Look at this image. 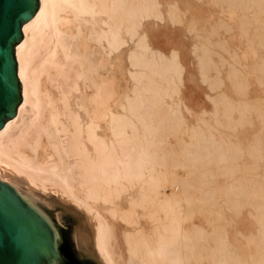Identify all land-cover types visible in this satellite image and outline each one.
<instances>
[{
  "label": "bare ground",
  "instance_id": "bare-ground-1",
  "mask_svg": "<svg viewBox=\"0 0 264 264\" xmlns=\"http://www.w3.org/2000/svg\"><path fill=\"white\" fill-rule=\"evenodd\" d=\"M218 1L255 8L242 15L241 26L261 24L254 31H261L264 45V0ZM162 6L160 0H37L14 45L20 101L0 128V181L50 224L57 252L60 232L38 198L72 211L75 243L97 264H264V187L240 173L248 168L240 163V136L216 127H231L232 109L259 110L260 102L264 119V95L247 98L235 68L226 79L240 97L206 92L212 110L194 111L183 92L185 65L178 48L164 51L150 43L149 23L176 26L182 20L176 0L166 4L165 13ZM215 46L227 51L223 42L207 37L191 51L211 90L223 84L207 74L217 68L210 60ZM124 50L130 84L106 114L102 107L117 93ZM260 60L264 68V55ZM107 72L113 86L104 80ZM263 132L255 133L256 141ZM247 152L261 167L264 152L251 142ZM217 175L225 181L218 183ZM258 175L264 178V170ZM246 205L254 207L247 212L258 227L237 228L236 234L259 236L254 253L236 245L224 225L188 223L197 213L209 223L225 220L222 206L239 211Z\"/></svg>",
  "mask_w": 264,
  "mask_h": 264
},
{
  "label": "rangeland",
  "instance_id": "rangeland-1",
  "mask_svg": "<svg viewBox=\"0 0 264 264\" xmlns=\"http://www.w3.org/2000/svg\"><path fill=\"white\" fill-rule=\"evenodd\" d=\"M163 3L162 11L165 13L166 4L174 0H160ZM177 4L182 11V20L176 26H171L167 21L164 24L148 25L150 43L155 47H159L164 51H167L170 47L175 46L178 48L181 61L185 65L184 73V89L185 96L189 99V104L194 111H199L201 108L212 110L213 105L209 103L205 98V93L215 95L216 92L223 90L230 98L236 99L240 97L236 91L234 83H231L226 79V74L233 69H239L237 78L235 79L242 87L245 88L246 97L253 99L256 96L264 95V68L261 66V56L264 55V45L261 44L258 33L254 31V26L258 27L261 24L256 23L249 27L243 28L241 26V17L243 14H249L256 11L255 8L250 10L237 7L236 5L227 4L224 1L218 0H176ZM256 7V6H255ZM261 17L264 15L259 13ZM194 22L193 28L189 27L190 22ZM209 38L215 43L223 42L224 49L215 46V53H211L210 60L217 65L211 67L208 70V77L215 79L220 77L223 79V84L220 87L214 85V89L211 90L210 81L203 82L201 80L200 69L197 64V57L191 52L195 43L202 41V38ZM236 51V52H235ZM126 51L120 53V74L117 82V93L109 98L103 105L102 111L108 113L110 110H115L117 103L120 100L122 92L127 86H129V79L127 76V70L129 65L125 58ZM255 64H252L254 63ZM244 68H243V67ZM217 70L220 72L217 74ZM218 75V76H217ZM104 80L108 86L114 85L115 79H113L109 72L105 74ZM114 80V81H113ZM112 83V84H111ZM110 84V85H109ZM241 92V91H240ZM258 109L263 108V103L257 104ZM219 119L225 123L226 116L223 114V107L220 106ZM259 110H248L243 113L237 109H232L229 113L228 119L232 122L231 127L216 126L217 129L222 132L234 134L240 136V139L244 146L243 155L240 159V163H247V169L242 168L240 173L245 176H250L259 181V184L264 187V178L258 175L259 171L264 170V155L262 159H258V163L261 167H257L255 158L247 152L249 142L254 148H258L264 152V132L258 134L259 138L263 137V140L256 141L255 133L259 130H264V119L260 116ZM183 114L187 118L188 122H194L195 119L183 109ZM210 122L211 119L206 116ZM252 122V124H251ZM261 136V137H260ZM185 139H188L187 135H183ZM174 141V138H170ZM178 173L183 174V170H178ZM216 181L222 183L225 181V176L217 175ZM220 188V187H219ZM166 192H169L166 189ZM37 198V197H36ZM222 200V199H221ZM123 205H126V200L123 199ZM36 204L50 217L51 221L56 225V228L60 232V241L58 243V260L56 264H97L96 259L91 254H87L78 249L75 240L73 238L74 228L77 225V220L74 217L72 211H62L59 205L51 206L46 204L44 200L36 199ZM224 210L225 220H215L214 222H207L205 218L200 214H194L191 223L202 224L206 229H211L212 225H224L230 234L235 236L236 245L242 247L248 253H254L259 244V236L253 238H243L236 234V229L240 228L243 231L255 230L258 227L254 218L250 216L247 210L255 211L251 205L241 207L239 211H234L233 208H227L222 206ZM139 215H144L142 209L138 210ZM249 214V215H248ZM144 222L143 218L141 219ZM86 224L90 220L85 221ZM85 224V223H84ZM122 225H119L121 230ZM212 243V242H211ZM213 244V243H212ZM123 250V244L120 243ZM124 251V250H123ZM202 264H209L208 261L203 260Z\"/></svg>",
  "mask_w": 264,
  "mask_h": 264
},
{
  "label": "water",
  "instance_id": "water-1",
  "mask_svg": "<svg viewBox=\"0 0 264 264\" xmlns=\"http://www.w3.org/2000/svg\"><path fill=\"white\" fill-rule=\"evenodd\" d=\"M37 0H0V128L20 101L14 45ZM58 260L50 224L9 184L0 181V264H51Z\"/></svg>",
  "mask_w": 264,
  "mask_h": 264
}]
</instances>
